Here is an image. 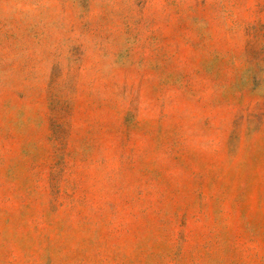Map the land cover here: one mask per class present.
<instances>
[{
  "label": "rangeland",
  "instance_id": "rangeland-1",
  "mask_svg": "<svg viewBox=\"0 0 264 264\" xmlns=\"http://www.w3.org/2000/svg\"><path fill=\"white\" fill-rule=\"evenodd\" d=\"M0 264H264V0H0Z\"/></svg>",
  "mask_w": 264,
  "mask_h": 264
}]
</instances>
